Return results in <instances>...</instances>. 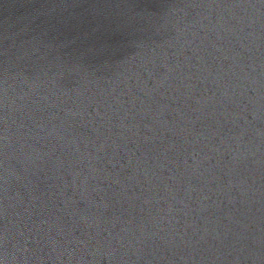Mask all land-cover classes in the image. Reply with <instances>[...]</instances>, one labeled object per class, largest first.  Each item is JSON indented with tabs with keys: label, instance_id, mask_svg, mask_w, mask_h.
I'll use <instances>...</instances> for the list:
<instances>
[{
	"label": "clouds",
	"instance_id": "clouds-1",
	"mask_svg": "<svg viewBox=\"0 0 264 264\" xmlns=\"http://www.w3.org/2000/svg\"><path fill=\"white\" fill-rule=\"evenodd\" d=\"M0 264H264V0H0Z\"/></svg>",
	"mask_w": 264,
	"mask_h": 264
}]
</instances>
